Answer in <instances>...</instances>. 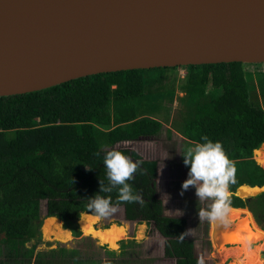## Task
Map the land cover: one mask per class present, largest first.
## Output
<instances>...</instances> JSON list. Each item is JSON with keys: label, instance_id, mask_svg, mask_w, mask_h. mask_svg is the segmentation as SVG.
I'll return each instance as SVG.
<instances>
[{"label": "trees", "instance_id": "obj_1", "mask_svg": "<svg viewBox=\"0 0 264 264\" xmlns=\"http://www.w3.org/2000/svg\"><path fill=\"white\" fill-rule=\"evenodd\" d=\"M180 68L186 73L179 84V116L172 125L190 142L207 137L222 144L235 166L227 206L246 208L264 231V191L245 199L235 195L240 186L264 185V169L253 159V151L264 144V63ZM176 69L101 73L0 97V264H19L18 258L30 264L23 245L40 240L42 202L46 217L61 219L72 236L80 235L76 221L82 212L91 214L87 198L98 192L99 180L107 183L102 159L113 149L139 162L129 183L143 204L117 202L115 189L99 194L111 196L123 208L126 221L153 224L164 239L165 258H174L175 264H201L185 233V219L164 215L155 187L157 161L115 148L159 135L173 102L172 96L169 106L163 102L167 91L174 92L167 73ZM32 264L93 262L59 247L37 253Z\"/></svg>", "mask_w": 264, "mask_h": 264}, {"label": "water", "instance_id": "obj_2", "mask_svg": "<svg viewBox=\"0 0 264 264\" xmlns=\"http://www.w3.org/2000/svg\"><path fill=\"white\" fill-rule=\"evenodd\" d=\"M233 62L264 63V0H0V97L101 73ZM239 209L210 221L215 247Z\"/></svg>", "mask_w": 264, "mask_h": 264}, {"label": "rangeland", "instance_id": "obj_3", "mask_svg": "<svg viewBox=\"0 0 264 264\" xmlns=\"http://www.w3.org/2000/svg\"><path fill=\"white\" fill-rule=\"evenodd\" d=\"M247 69L253 70V67L249 66ZM185 73L182 68H177L173 73H167L166 82H173L174 92L167 91L163 102L165 106L171 102L172 98L173 102L170 104L171 111L167 112L170 114L169 118L164 120L159 135L133 142L118 143L115 148L134 150L142 159L157 161L155 187L157 197L162 200L164 205V215L185 219L187 237L193 240L195 256L200 259L202 264H264V257L259 254V252H264V232L260 231V227L247 209L245 210L250 213L253 222L252 227L257 230L250 233L251 236H249L247 245L238 247L224 242L219 247H215L210 238V221L199 219L197 216V212L201 208H207L211 201L199 200L194 195V189L191 187L184 191L183 195H180V185L186 178L187 173L181 158L185 148L190 146L191 142L182 138L178 133V129L172 123L179 116L178 98L182 95L179 84L184 80ZM171 96L172 98H170ZM167 129H171V133L168 134ZM260 148L261 146L258 149ZM254 156L253 153V159ZM237 191L238 189L236 195L241 199H245L259 194L264 191V188L247 195L238 194ZM40 208V240L38 242L34 240L27 241L23 245V249L26 251L25 258L29 259L30 255V264L34 261L37 253L50 252L59 249V247H64L66 250H75L81 259L92 261L93 264H174L172 259L163 257L164 240L155 231L153 224L147 225L144 222L126 221L123 208L120 206H117L115 212L111 215L101 219L96 218V221L94 220L92 224L93 231H103L113 226L125 225L127 229L123 234L109 240V242L115 240L110 246L94 236L82 233L78 220L76 224L80 235L78 237L72 236L71 230L64 228L61 219L46 217L45 202L41 203ZM82 214L94 216L87 212H82L80 215ZM236 214L239 216L240 212ZM48 218H54L58 225L56 229L51 227L49 232H45L44 225ZM65 230L68 231V236L64 235ZM226 244L228 245L225 246ZM225 259H228L226 263ZM17 260H19V264H25L23 258ZM8 264L14 263L10 262Z\"/></svg>", "mask_w": 264, "mask_h": 264}, {"label": "clouds", "instance_id": "obj_4", "mask_svg": "<svg viewBox=\"0 0 264 264\" xmlns=\"http://www.w3.org/2000/svg\"><path fill=\"white\" fill-rule=\"evenodd\" d=\"M201 141L192 142L183 152L182 163L187 167V173L180 185V195L191 187L199 200H210L208 207L201 208L197 216L199 219L216 221L224 215L230 202L229 184L235 182V166L219 141L207 137H201ZM102 164L107 183L99 180L98 192L87 198L86 207L92 215L101 219L115 212L118 203H113L111 196L99 194L111 193L114 189L117 202L143 204L141 196L129 183L139 167L138 161L113 149L103 155ZM185 233L180 237L183 238Z\"/></svg>", "mask_w": 264, "mask_h": 264}, {"label": "bare ground", "instance_id": "obj_5", "mask_svg": "<svg viewBox=\"0 0 264 264\" xmlns=\"http://www.w3.org/2000/svg\"><path fill=\"white\" fill-rule=\"evenodd\" d=\"M254 155H255L254 156L255 162L264 168V145H262L260 149L255 150ZM263 188L264 185L258 188L241 186L238 188L237 193L238 194L240 193L242 195H247L259 191V189L261 190ZM238 212H240L239 216H237L236 214ZM229 213L230 216H228L226 220L227 222H233V223L229 226V229L226 231L225 239L228 241L227 243H231V245H237L238 247L244 245L246 246L249 241V236H251L250 233H254L255 231H257L256 228L254 229V227H252L253 222L251 220L250 213L245 209L232 210ZM94 220L96 221L95 216L82 214L80 215V219L78 220V225L82 233H84L85 235L94 236L101 242L106 243L108 246L112 245L115 241L112 240L109 242L110 239H113L116 236L123 234L124 231L126 230L125 226L123 225V226H113L103 231H93L92 224ZM236 220H238L237 223H235ZM57 225L58 224L54 218H48L44 225V231L49 232L51 227L56 229ZM63 233L64 235L68 236L67 230H65Z\"/></svg>", "mask_w": 264, "mask_h": 264}, {"label": "flooded vegetation", "instance_id": "obj_6", "mask_svg": "<svg viewBox=\"0 0 264 264\" xmlns=\"http://www.w3.org/2000/svg\"><path fill=\"white\" fill-rule=\"evenodd\" d=\"M171 130V129H170ZM183 138V137H182ZM141 139H144V138H141ZM185 139V138H184ZM186 140V139H185ZM188 141V140H187ZM190 142V141H188ZM192 143V142H191ZM180 218V217H179ZM132 222V221H131ZM154 226V225H153ZM156 231V230H155ZM157 232V231H156ZM158 233V232H157ZM159 234V233H158ZM160 237H162L160 234H159ZM163 238V237H162ZM164 240V239H163ZM193 241V240H192ZM163 248H164V242H163ZM193 252H194V242H193ZM264 253V252H263ZM259 254H262V252H259ZM194 255H195V252H194ZM163 257H164V252H163ZM196 257V256H195ZM165 258V257H164ZM166 259H172L174 261V264H175V259L174 258H166ZM200 261V259H198ZM228 261V259H225V263ZM201 263V261H200ZM202 264V263H201Z\"/></svg>", "mask_w": 264, "mask_h": 264}, {"label": "crops", "instance_id": "obj_7", "mask_svg": "<svg viewBox=\"0 0 264 264\" xmlns=\"http://www.w3.org/2000/svg\"><path fill=\"white\" fill-rule=\"evenodd\" d=\"M264 145V144H263ZM262 146V145H261ZM257 150V149H256ZM255 151V150H254ZM254 151H253V153H254ZM244 186V185H243ZM241 187V186H240ZM246 187H248V186H246ZM251 188V187H250ZM258 188V187H257ZM30 241H33V240H30ZM35 241V240H34Z\"/></svg>", "mask_w": 264, "mask_h": 264}]
</instances>
